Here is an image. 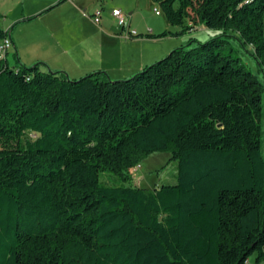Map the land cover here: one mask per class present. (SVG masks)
I'll return each mask as SVG.
<instances>
[{
    "label": "trees",
    "instance_id": "16d2710c",
    "mask_svg": "<svg viewBox=\"0 0 264 264\" xmlns=\"http://www.w3.org/2000/svg\"><path fill=\"white\" fill-rule=\"evenodd\" d=\"M150 1L212 37L122 81L0 61V264H264V85L230 45L264 75V0ZM160 152L175 184L136 186Z\"/></svg>",
    "mask_w": 264,
    "mask_h": 264
},
{
    "label": "crops",
    "instance_id": "0c3cea01",
    "mask_svg": "<svg viewBox=\"0 0 264 264\" xmlns=\"http://www.w3.org/2000/svg\"><path fill=\"white\" fill-rule=\"evenodd\" d=\"M59 1L0 0V28H12L9 52L15 65L9 63V52L5 56L10 67L18 66V62L28 67L43 61L47 66L42 67V71L49 68L68 76L73 74L74 79L103 71L110 79L123 80L157 60V55L151 51L143 52L142 38H127L123 30L117 29L111 11L106 13L103 25L94 24L91 17L96 3L106 0H65L58 4ZM111 1L117 2L112 4V9L131 12L127 28L138 35L142 33L137 27L133 28V14L141 11L143 1L148 10L156 8L150 0ZM30 18L35 19L24 21ZM147 30L146 34H155L152 29Z\"/></svg>",
    "mask_w": 264,
    "mask_h": 264
},
{
    "label": "rangeland",
    "instance_id": "374dc122",
    "mask_svg": "<svg viewBox=\"0 0 264 264\" xmlns=\"http://www.w3.org/2000/svg\"><path fill=\"white\" fill-rule=\"evenodd\" d=\"M116 1H111V0H106L105 2L102 3H96V8L93 10L92 14L100 13V24L103 25L104 23V18L105 15L108 11H111V16L113 11L118 10V9H112V4H116ZM104 9V10H102ZM112 9V10H111ZM121 11V10H120ZM123 11V10H122ZM121 11V12H122ZM129 12L123 11L122 14L124 16L125 20V27L124 30H127V21H128V15ZM113 17V16H112ZM114 18V17H113ZM35 19V18H34ZM33 19V20H34ZM94 19V17H91V20ZM33 20H29L27 22H31ZM103 21V22H102ZM132 21H133V28L137 27L138 31H141V35L143 37H138L139 39H143L145 42L143 46V52H148L151 51L153 54L157 55V60L154 62H157L164 57H166L169 53H171L173 50L180 48L181 46H184L188 43L189 39H197L200 42H206L209 40L212 35L213 31H210L205 28H201L198 31L186 33L183 35H171L169 33H174L179 30L174 29V27L171 28L170 25L166 22L165 18L163 15L156 16L154 14V11L148 10L146 8V3L143 1L142 2V8L141 11H137L135 14L132 16ZM113 23V21H110ZM114 24L117 27V29H120L117 26V19L114 18ZM20 25V24H18ZM170 28L172 29H169ZM168 27V28H167ZM176 28V27H175ZM147 29H152L155 34L153 35H158L161 34L162 32H167L168 35L163 38L159 39H147L144 37V35L148 32ZM172 31V32H171ZM231 47L234 49L235 55L239 57L240 61L244 66L264 85V75L262 72L258 70L257 64L255 60L253 59L251 53L252 50L251 48L246 47L244 49L241 47L236 41H230ZM12 50V49H11ZM9 63L10 65H15L14 63V58L13 55H8ZM153 63V62H152ZM151 63V64H152ZM33 64H40L41 67H46L47 65L43 61H36ZM31 64V65H33ZM150 65V64H149ZM49 69V68H48ZM52 71V70H51ZM64 75L69 78L70 80L74 79L73 74H70L68 76L65 72ZM72 73V72H70ZM84 77V76H82ZM81 78V77H80ZM76 79H79L76 78ZM111 81H122V79H111ZM262 118H261V153L262 156L264 157V94L262 97ZM171 154L168 152H160V153H155L147 157L141 164L140 167L136 170L134 173V183L136 186L146 189V190H153L156 187H160L162 185H173L176 182V175H177V170H176V162L171 161ZM100 181L103 182L104 184H111V185H118V180L115 176H111L110 174L103 173L100 177ZM254 263V258L253 256L250 257V264Z\"/></svg>",
    "mask_w": 264,
    "mask_h": 264
},
{
    "label": "built area",
    "instance_id": "2783aa9c",
    "mask_svg": "<svg viewBox=\"0 0 264 264\" xmlns=\"http://www.w3.org/2000/svg\"><path fill=\"white\" fill-rule=\"evenodd\" d=\"M153 11H154V14L156 16L160 15V12L156 8ZM112 16L117 19V26L121 30L124 31V35L127 38H135V37H137L138 34H137L136 31L130 30L129 28H127V30H124L125 20H124V16H123L122 12L120 10L113 11ZM93 17H94V19H92V20H93L94 24L99 25L100 24V17H101L100 13L94 14ZM11 47H12V42H11V39H10L9 36L0 41V61L5 58L6 54L9 52ZM139 167L140 166H137L135 171Z\"/></svg>",
    "mask_w": 264,
    "mask_h": 264
}]
</instances>
